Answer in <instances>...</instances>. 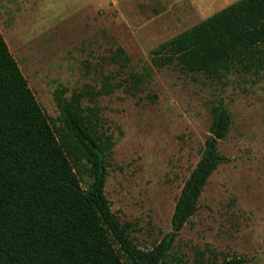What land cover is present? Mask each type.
Segmentation results:
<instances>
[{
  "label": "rangeland",
  "instance_id": "rangeland-1",
  "mask_svg": "<svg viewBox=\"0 0 264 264\" xmlns=\"http://www.w3.org/2000/svg\"><path fill=\"white\" fill-rule=\"evenodd\" d=\"M235 1L0 0L10 51L55 120L56 89L66 88L70 97L85 85L101 88L104 76L118 70L115 48L128 54V67L113 80L122 87L83 104L97 105L114 134L106 196L141 248L173 230L177 199L210 134L211 105L225 102L233 123L219 149L228 162L209 178L174 242L171 264H194L197 248L213 250L218 261L236 254L264 264V60L220 77L159 68L152 60L160 44ZM129 72L144 77L138 91L124 82ZM90 182L82 177L84 189Z\"/></svg>",
  "mask_w": 264,
  "mask_h": 264
},
{
  "label": "trees",
  "instance_id": "trees-1",
  "mask_svg": "<svg viewBox=\"0 0 264 264\" xmlns=\"http://www.w3.org/2000/svg\"><path fill=\"white\" fill-rule=\"evenodd\" d=\"M111 60L118 70L104 76L101 88L85 85L70 97L66 88L56 89L55 120L37 100L0 29V264H171L174 242L197 212L209 178L228 162L219 142L233 120L217 99L201 157L177 199L173 230L151 249L141 248L129 234L131 223L121 222L106 196L114 134L97 105L83 104L122 87L113 80L130 58L117 46ZM152 60L159 68L208 77L256 67L264 60V0H237L214 12L160 44ZM145 70L150 75L151 68ZM143 81L136 72L124 79L132 92ZM84 175L91 180L88 189ZM195 255L194 264H247L236 254L218 261L209 248H197Z\"/></svg>",
  "mask_w": 264,
  "mask_h": 264
},
{
  "label": "crops",
  "instance_id": "crops-1",
  "mask_svg": "<svg viewBox=\"0 0 264 264\" xmlns=\"http://www.w3.org/2000/svg\"><path fill=\"white\" fill-rule=\"evenodd\" d=\"M206 5H204V7H205ZM213 13H211L210 15H212ZM210 15H207L205 18H207V17H209Z\"/></svg>",
  "mask_w": 264,
  "mask_h": 264
}]
</instances>
